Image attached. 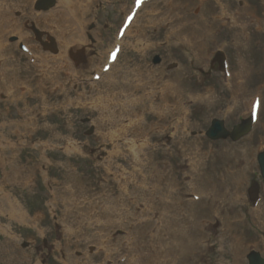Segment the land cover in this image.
<instances>
[{"label": "rangeland", "instance_id": "obj_1", "mask_svg": "<svg viewBox=\"0 0 264 264\" xmlns=\"http://www.w3.org/2000/svg\"><path fill=\"white\" fill-rule=\"evenodd\" d=\"M96 3L93 6L92 15H90L91 18H95V22L99 23L101 27H103V24H108L109 21L115 20L116 16L115 13L110 9V6H106L105 2L107 0H95ZM176 4H179L182 8H185L186 13L189 16V20L192 21L191 16L193 15V10L199 5H204L205 14L209 18V22L211 26L213 27L214 31V41L210 46L208 47V51L213 49V45L217 43L218 39L223 34L225 35L226 27L223 26L220 22L216 21L213 22L215 15H210L209 13L213 14L216 9L214 4H212L211 0H172ZM251 2L255 3L256 0H250ZM162 4L156 8V9H162L167 0L161 1ZM233 5L234 0H232ZM255 5V4H254ZM264 5V4H263ZM92 6V5H91ZM263 8L261 3L257 4L255 8H253V11H251L253 17H260L261 13L263 12ZM19 13V11H17ZM15 16V15H14ZM13 17V14H12ZM17 20V19H16ZM26 20V19H23ZM140 22H142V17L140 19ZM213 22V23H212ZM261 25H264L262 23ZM95 27L97 25H94ZM143 26V25H137ZM99 28L100 31L103 33H111L113 31L114 27H110V25H105L104 30ZM136 28H133L131 33L129 34L128 43L132 39V36L136 33ZM95 30V29H94ZM223 31V32H222ZM222 32V34H221ZM252 36H255L252 31L248 32ZM169 42V46L167 47L166 51H162L164 54L165 62L179 59L176 58L175 54H173L171 51L173 49L178 50V55H181L185 58L183 60L184 64L189 59H191L193 56L191 55V51L187 50L186 47H184L180 41L174 42L171 44L170 40L166 38ZM232 44H230L231 46ZM127 48H130L128 52L131 51L130 43L127 44ZM254 48H258L254 46ZM128 52H126L123 55V60H131L136 59L137 56L131 54L128 55ZM264 50L262 49L260 54L263 53ZM177 55V54H176ZM207 57V56H206ZM260 56H256V60H253V69L254 73L253 76H251L250 86L252 88L261 87L263 80L264 71L259 72L257 69V66L259 65ZM138 61V60H137ZM146 61V60H145ZM160 72H163L162 69H160ZM247 73H250V69H247ZM162 75V74H161ZM217 74L216 72H210L209 76H199L198 74H195L191 72V69H188V72L184 75L186 78L187 88L191 92H201L203 90H210L213 89L216 94V98L218 100L217 107L222 106L225 102L224 94L226 93L224 89H222V86L219 81H217L216 78ZM86 87V92H89L90 89ZM95 87V86H93ZM50 88V87H49ZM101 83L96 85L95 90L96 93H93L90 91L88 93V97L91 98L99 93V90L102 89ZM264 96V92H261ZM101 95L96 97L94 100L91 101V103H94L98 98H100ZM89 100H86L89 101ZM243 101V100H242ZM241 101V102H242ZM112 105L113 103H109ZM72 104L70 103L69 106ZM201 104L196 105L195 102H193L190 105L189 110V119L190 122L195 119L198 123H201L197 128L200 130H204L208 126L209 117L215 114V110H201L200 106ZM49 111H45V114H47V123L44 124L43 127H47L50 124L60 123V118L54 116L53 109L48 108ZM241 111V108L239 107L236 114H238ZM72 112H75L74 118L72 121V125L76 129L86 130L91 127V123L88 125L81 124L82 119L88 118L89 116H92V114L88 112H80L77 108L73 109ZM62 117V116H60ZM205 117V118H204ZM235 123V120L233 117L227 119V125L231 126ZM173 133V131H172ZM43 134V133H41ZM39 134V135H41ZM37 135V136H39ZM77 137L72 139L70 142L63 141V145L56 146L49 143H43L42 141H35L31 142L28 141L26 144H21L20 142L17 143V147L21 148L22 151H20L21 154L18 155L21 159L26 158L27 156L25 153H30L33 156L30 157L31 160H35L34 163V174L31 177L32 178V184L34 185V191L37 192V196L30 194L27 195V192L23 190H16L14 199L16 201L17 208L20 210L19 216H17L15 219L11 220L9 219L7 214H3L0 216V264H42V260L44 256L48 255V252L50 253V257L45 259L44 264H63L64 260L65 263L67 262L66 258L63 257L61 253H63L66 257H77L79 259H75L77 263L82 261V255L83 252L86 251L87 246L89 245H95V240H91L92 236H95L98 231L104 235V238L106 239L105 244L109 245V239L113 242L114 241V229L104 230L101 228L100 230L97 229V226H95L92 223V217L97 213V208L101 206L103 201L106 199V195H108V192L106 194H103L105 190H108L111 185L114 190L112 191L114 194L118 193L121 190V186L117 190V185L113 184V181L107 178V174L104 173L102 170V160L107 158V150L104 148L107 147L106 144H101L98 138L93 137L92 139L82 137L81 133L76 134ZM188 141L191 140L190 135L188 134ZM136 138L135 134H130L127 136V139ZM197 144L205 151L210 149L213 151V154L210 156L204 157L203 162H208L207 166L212 167L215 170V174H221L225 169H229L230 171L240 170L241 173H245L246 175V183L245 185H249L251 180H256L257 178V168L255 164H253L251 167L246 168L244 165V161L240 162V165L238 164V149L241 150H247L250 151L249 153L255 154L256 151H258L260 148H264V107H262V112L260 115V121L257 126L256 131L254 134L249 137L247 140L243 141L242 143L233 145L229 141L225 142H210L207 140L203 135H198L194 139ZM125 142V141H124ZM123 142V143H124ZM126 143V142H125ZM169 143V144H168ZM193 143V140H191V144ZM39 144V145H37ZM70 145H75L76 149H72ZM1 146V144H0ZM21 146V147H20ZM42 146V147H41ZM70 146V147H68ZM154 146L156 149H159L160 152L164 151V153L167 155L169 153L170 147L172 146V142L170 140L158 138L156 142L154 143ZM94 147V148H93ZM40 149V150H39ZM177 150V148H174ZM125 150H128L127 147H125ZM207 154V153H206ZM65 155L70 156L71 158L67 159ZM99 155H103V157H100ZM167 159L173 164L171 167L163 168V171L165 174L172 175L177 174L176 179L180 182L181 175L191 174L189 170L187 169V165H185V168H182V162L180 161H173L174 159H170L167 157ZM250 159V158H249ZM62 163L58 164L59 162ZM120 161L117 160L116 163H119ZM210 162V163H209ZM112 162H110L111 164ZM181 165V166H180ZM55 167H60L61 170H57ZM101 168V169H100ZM242 168V169H240ZM71 169L77 170V173H82V179L85 181H82L84 184H86V190L85 194L90 195H78L79 192L75 190L74 195H77L75 197L67 196L64 197L63 192H65L66 189L70 188L73 190V186L75 185L73 179L74 176H70L67 172H69ZM244 169V170H243ZM136 168L132 167L130 170H126L125 172H119L114 173V177H116L118 174H127L129 175L131 172H135ZM60 173L66 174L70 177L69 181H64L62 179L61 182H57V184L61 185L57 187V196L55 197V190H53V180L55 181L56 178L54 177H60ZM101 181L99 184L91 185L94 182ZM30 183V181H29ZM106 184H108V187L105 188ZM180 184V183H179ZM55 186V185H54ZM130 186L136 187L137 185L135 182L130 181ZM158 186L164 188V184H159ZM18 188V187H17ZM71 190V191H72ZM96 190V191H95ZM13 191L10 192L12 194ZM59 193L62 195V198H58ZM132 197H137L136 195H131ZM73 199H76L77 201L74 202ZM119 200H121V205L118 206V211L120 213H134V217L132 218V221H138L140 223V234L145 231V238L141 239V246L148 248L149 250H154L155 252H163L165 254V251L170 246H176V241L172 238H170L165 231L162 230V216L160 213H155L151 215H141L139 214L138 208H136L134 205H129L127 207H124L125 199L123 196L118 197ZM186 201V199H183ZM131 201V198H130ZM264 203V199L262 201ZM204 204H200L197 206V208L202 212L203 211ZM261 210L264 209L263 204L260 206ZM235 210V209H234ZM246 210L245 203H238V208L235 212V218L236 214H239L241 216V219H247L248 217L243 215L241 212H244ZM38 211L40 212V219L35 220L34 213ZM226 208L221 210V213H225ZM186 211H181L177 215V219L183 220L186 217H190V215H186ZM231 214V213H230ZM251 215V213H250ZM118 216V214H117ZM115 216V217H117ZM203 217V216H199ZM220 223L219 226H217L214 231L209 230H202L205 239L202 240L203 247L199 250L198 253L195 254L193 258H187L188 262H191L190 264H224L225 262L229 261V257L231 258V254L227 255L228 249H225V254H221L219 251L215 248H211V241L213 237H216V231H219L221 228L222 230L226 231V233L223 234V240L227 243H231L233 241L232 239L237 242V239L239 238L243 245H247V242L253 241L255 238H252L254 236V230L253 225L251 223L244 222L243 225L237 226L235 229L227 228L226 225L228 223L225 221L224 216H221L219 214H207L205 217H203L204 223H215L216 219ZM151 220V223H148L143 226V221L145 220ZM240 220V218H237ZM232 220L235 219L231 215V220L229 223H232ZM58 225L60 227L59 230H57V235L59 236L60 241H55L56 235L54 233H50V229L53 228V225ZM64 224L68 226L69 230H73V233L71 234L67 229V231H64L65 228L61 227V225ZM138 226V225H137ZM154 228L157 227L154 234L149 235V229L150 227ZM98 231H97V230ZM237 230H241L237 232ZM129 231L132 234H135V226L129 225ZM215 232V233H213ZM233 234V235H231ZM45 236H48L49 240L53 242V249H46L44 245L40 246V252H33V250H22L20 248L22 243H27L30 241H33L36 244L41 245V242L45 239ZM219 236V235H218ZM89 237V238H88ZM237 238V239H236ZM101 239V238H100ZM205 241H208L209 244H205ZM10 242L12 245L10 247V257L8 258L4 253V244ZM226 245V244H225ZM122 247L127 253L129 252L128 248L124 246ZM83 248V249H82ZM82 249V250H81ZM61 252V253H58ZM70 255H66V253H70ZM227 252V253H226ZM98 254L96 257V260L99 258L106 260V257L103 256L102 252L96 253ZM61 257V258H60ZM161 257V256H160ZM69 258V259H71ZM223 261L221 263L219 260ZM58 260V261H57ZM108 260V259H107ZM61 261V263L59 262ZM44 262V261H43ZM90 263L88 259H86V262L83 264ZM231 262V261H229ZM237 264H243V262H238Z\"/></svg>", "mask_w": 264, "mask_h": 264}, {"label": "bare ground", "instance_id": "obj_2", "mask_svg": "<svg viewBox=\"0 0 264 264\" xmlns=\"http://www.w3.org/2000/svg\"><path fill=\"white\" fill-rule=\"evenodd\" d=\"M4 0H0V26L2 27L3 31H7L10 30L12 31L14 27V25H11L13 23V19H11V17L9 16V12L6 13V9L3 8L2 6V2ZM9 3L12 2H18L20 5L21 3L23 4V9H24V13H25V9L27 7V5L31 4V0H8ZM62 14V16H60L59 19H57L58 15ZM33 19L36 22H44L45 24H62V25H67V28L65 30H60L57 33V37L60 39L62 45H63V53L66 52V49L68 48V46L73 42V40L75 38L80 39L81 41L84 40V34L81 30V25H80V20H82L83 18V13H81L80 10H78V5L76 4V0H66V4H64V6H62V8L60 10H53L49 13V15L47 16H43L42 18H39L36 15H32ZM1 27H0V32H1ZM68 31H71L72 33L69 34L67 33ZM23 32H21L19 30L18 32V36H19V40L20 42L26 41L27 37L26 35L22 34ZM208 40H204L202 41L198 47L202 52H206V48L205 45L207 44ZM204 43V44H203ZM34 49V47H32ZM2 52V47L0 46V53ZM38 54H40L38 52ZM47 59H50L49 56H41V60L42 62L38 65L36 64L34 67L42 69L45 66V61ZM53 60H55L56 62H58L61 59H64L63 54L61 53L57 58H52ZM61 66H64V64H60ZM27 72H23L22 70H14L12 73L13 78L16 81H20L24 78V75ZM130 76V72L126 69L124 72L121 73V77L120 80L117 81L114 84H110L108 86V90H113V89H120L122 87H124L126 85V82L128 81V77ZM29 77V76H28ZM56 77L53 78V80L56 81L55 79ZM26 85V89H27V94H31L34 91V80L30 79L27 80L25 83ZM166 93L168 95H170L172 98H183L181 97L184 93L183 90H180L176 87H174L173 85L169 84L167 85L166 89H165ZM145 100H150V98L147 99H140V102H138L137 104H135V107L130 110L129 106H127L126 110L127 112L130 110L131 113L133 114H141L143 115L145 118H153V117H157V113L155 112V110L158 108V106L156 108H150V106L146 103L145 104ZM41 102L38 98H33L30 100H25L22 108L18 109L17 112V120L13 121L11 128L13 129V132H9L8 138L10 140H15L17 138H20L21 134H25L27 135V133H29L32 129H34V132H32L31 134H29L27 136V139H31L33 134L36 132V128L35 126L32 124L33 120L29 119L28 117L37 109L40 108L41 106ZM133 106V104L131 105ZM103 108L101 109H97L96 112L98 114L103 113ZM182 117L183 120L186 119L185 116V112L183 110V108H180V113H179ZM14 116L11 115L10 113L4 114L2 111H0V121L2 120H6V119H13ZM24 119V120H23ZM162 120H166L167 117L166 116H162L161 117ZM23 120V121H22ZM117 123V118L115 116H112L108 119H104L103 118L98 122V129L99 130H106V129H112L115 127ZM142 128L143 130V134L148 136L149 138H151L152 136H150V132H148L146 129L149 127L151 130L153 128V124L150 121H142L137 128ZM60 127H54L52 128L51 131H55V130H59ZM66 133H69L70 131L68 129H65ZM141 135H143L142 133H140ZM112 137V136H111ZM109 138V137H108ZM108 138L106 137H101V141L102 143H104ZM186 139L185 135L182 136L181 138H179V143L182 142V139ZM120 144H116V145H112V148L117 149L119 148ZM148 144L145 145H129V150H128V156L132 157L134 160L135 165H138L139 163V157L141 154H144L145 156L148 157H153L155 155V152L157 149L153 148V146H151L149 144L150 148H147ZM181 146V145H180ZM122 148V147H120ZM147 148V149H145ZM153 148V149H151ZM113 157H111V161L112 162ZM120 161V158H116L114 162ZM152 161V160H151ZM153 162V161H152ZM112 164V163H111ZM34 163H32L30 166H22L21 168H18L16 165H14L13 167L9 166V168H6L4 170H2V177H1V190L2 193L0 195V215L2 214H14V213H18L16 209H14L11 206V202L9 197L7 196V187H9L12 183H15L16 181H21V180H25L28 177H31L33 171H34ZM153 166H150V168H152ZM28 171L29 175L26 174ZM198 173L195 175V182L201 183L202 180H205L204 177V172L205 169H203L202 165L198 166ZM149 177V175H148ZM149 182L150 180L152 182H167L168 183V187L171 186V181L168 177L164 176L163 172L161 171L159 166H155L153 167L152 171H151V175L149 177ZM79 179V178H78ZM223 180L225 182H232L233 184L240 182L241 178L239 175H237L236 173H227L225 172L224 174V178ZM207 183L209 184V186L212 187V189H214L215 193L218 194L219 196H221L220 194H222L223 192V187H224V183H217L215 180L213 179H208ZM156 187L154 189H151L150 191L145 190H141L139 192L140 195H142L143 197H147L148 201H150V204L152 205V207L154 208L153 211H155L156 208H167L170 209L172 211L178 210V207H176V201L179 200L176 196V193H174L173 191H169L168 188H159L158 184H155ZM232 192L229 193V195L231 196ZM165 198H169L170 201L167 202L165 200ZM227 200L232 203L234 200L231 197L227 198ZM208 203V202H205ZM107 204L110 205H114L115 204V200L111 199L107 201ZM185 207L187 208V210H190L186 205ZM191 211V210H190ZM109 214V210L108 209H104L101 211V216H106ZM166 218V217H165ZM164 218V219H165ZM168 226H169V230H172L175 226H178V224L173 223V218L171 217V219L168 220ZM173 236L172 238H175L178 241V244L176 247H170L166 254V257L169 258H176L178 257L180 260L185 259L186 258H193L195 256V253L198 251L199 247L196 244V236L191 235V236H183L179 233L173 232L172 233ZM159 255V254H158ZM142 256V255H141ZM150 261L151 264H157L156 263V259L155 257L148 255V256H143V258H137L135 260L134 264H140V263H146Z\"/></svg>", "mask_w": 264, "mask_h": 264}, {"label": "water", "instance_id": "obj_3", "mask_svg": "<svg viewBox=\"0 0 264 264\" xmlns=\"http://www.w3.org/2000/svg\"><path fill=\"white\" fill-rule=\"evenodd\" d=\"M260 164H261L262 169L264 170V156L261 158ZM254 263L259 264L257 260H255Z\"/></svg>", "mask_w": 264, "mask_h": 264}]
</instances>
